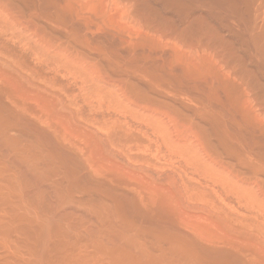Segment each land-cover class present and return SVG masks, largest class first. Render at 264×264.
<instances>
[{
  "label": "bare ground",
  "instance_id": "obj_1",
  "mask_svg": "<svg viewBox=\"0 0 264 264\" xmlns=\"http://www.w3.org/2000/svg\"><path fill=\"white\" fill-rule=\"evenodd\" d=\"M0 9V264H264V212L255 213L261 217L258 219L251 205V210L245 211H251V216L246 213V218L245 206L239 211L234 204L229 208L233 215L222 207L225 203L220 206L226 197L217 198V204L216 198L215 203L209 200L213 196L206 190L202 189L205 196L199 186L186 184L185 193L180 195L197 207L196 211L199 208L209 214L214 228L170 213L164 208L166 197L151 187L143 189L136 181L126 180L129 172L123 171L124 162L148 166L151 157L147 155L148 160L145 155L130 153V145L140 148L145 143V137L140 136L144 139L140 140L135 134L142 132L141 127V131L138 125L135 128L126 115L121 119L102 112L110 100L114 101L108 95H112L110 87V93H106L104 83L101 87L100 83L84 82L89 94L95 91L98 95V107L82 105L84 102L78 105V100L75 104L71 98L75 88L71 91L69 83L63 84L67 79L64 77L62 83L56 74L62 69V73H72L74 82L88 80L67 53L75 60L81 58L83 67L102 71L103 79L106 75L112 82L126 85L132 94L145 99V104L146 100L160 103V108L166 107L171 115L177 111L185 117L190 127L195 125L198 131L190 128L192 136L195 141L202 137L203 145L214 154L211 157L216 156L213 164L219 160L244 179L254 177L264 183V0H0ZM13 9L16 19L8 18ZM8 19L19 20L20 25L11 21L12 26L16 24L14 30ZM24 25L33 27L34 35L43 43L54 38L59 41L60 46H56L64 49L62 52L67 53L61 55L69 59L54 55L55 40L50 45L54 54L50 55V49L34 43L36 37L31 32L34 39L22 36L24 29L16 26ZM28 27L25 32L30 31ZM11 34L19 39L13 44L24 43L15 44L22 49L10 43L14 37ZM39 34L47 36L42 39ZM46 37L52 39L46 41ZM45 66L48 69L43 71ZM51 71L56 77L49 74ZM70 80L66 82L72 83ZM118 106L121 112L123 108ZM153 120L148 124L157 121L152 124ZM155 124H146L145 134L154 128L157 131L149 133L158 135ZM198 133L201 137L197 140ZM153 136L151 140L146 137L149 146ZM160 137L165 139L162 133ZM192 145H188L192 151L188 146L171 148L178 153L187 149L190 155L194 153ZM175 151L171 157L177 155ZM182 154L180 160L191 157ZM171 159L166 161L169 165L173 164ZM198 159V163H204ZM108 161L112 165L105 166ZM153 162L150 164L155 167L159 164ZM187 162L183 163L185 169L180 170L182 164L177 168L178 173L188 172ZM206 165L203 169L208 172L217 169ZM170 166L165 168L173 171ZM157 172L154 174L160 177ZM201 172L198 177L206 175ZM166 173L162 175L166 177ZM182 174L185 176V172ZM254 201L256 205L259 202ZM234 207L245 218L236 216Z\"/></svg>",
  "mask_w": 264,
  "mask_h": 264
},
{
  "label": "rangeland",
  "instance_id": "obj_2",
  "mask_svg": "<svg viewBox=\"0 0 264 264\" xmlns=\"http://www.w3.org/2000/svg\"><path fill=\"white\" fill-rule=\"evenodd\" d=\"M1 10V9H0ZM12 12H16V10L14 11V9H13V11H11V14L12 15H10L11 17H8V18H14V17H12V16H15L16 14H14V13H12ZM18 12V11H17ZM0 13H1V11H0ZM3 15V14H2ZM5 15H6V13H5ZM9 16V15H8ZM0 17H2V16H0ZM17 17V16H16ZM14 19H16V18H14ZM12 21V20H11ZM11 21H10V19H8V22L7 23H9L8 25H9V27L10 26H12V24H11ZM13 22V21H12ZM19 20H14V22L13 23H17L18 25H20L19 23ZM11 24V25H10ZM16 25V24H15ZM15 25L13 24V26L11 27V28H15ZM21 25H23V24H21ZM16 27H19V30L22 28V36L24 35V36H26V34H27V36H29V37H25L26 39L27 38H30V37H32L31 39H34V36L36 37L35 38V40H34V43H38L39 42V44H41V45H39L38 44V46H41V48L43 49V47L48 51L49 49L51 50L50 52L48 51V53H50V55H53L54 54V51H55V48L54 47H57L56 49V53L54 54V55H56L57 54V56L58 55H61V53L63 54V55H65V52L63 53L62 51H64V49L63 50H61V47H59L58 48V46H60V45H58V43H59V41H58V43H57V40L54 38V39H52L51 37V39H52V42L51 41H49L48 39H50V38H48V37H46L45 38V40L47 41L48 40V42H50V44L48 43V42H44V43H48L49 44V46H47L46 44H44L43 42H42V40L41 41H39L40 40V38L38 39L37 38V36L36 35H34V34H37L35 31H34V29H33V27H28V26H26V25H24L23 27H20V26H16ZM25 27V28H24ZM28 27V29L30 30V31H26L25 32V30H26V28ZM13 28V29H14ZM31 28H32V30H31ZM12 29V30H13ZM18 29V28H17ZM12 30H10V32L12 31ZM15 30V29H14ZM13 30V31H14ZM15 32V31H14ZM17 32H19V31H17ZM34 35V36H32L31 35V33ZM24 33V34H23ZM10 34V33H9ZM18 34H20V33H18ZM40 34H42V33H40ZM39 34V37H41V36H43L44 35V37L45 36H47V35H45V34H43V35H40ZM12 35H14V37L13 38H15V37H17L18 35H16V34H11V36ZM10 36V35H9ZM10 39L9 41H11L10 43H12L13 44V42H15V41H19V39L18 38H15V39ZM42 39H44L43 37H41ZM38 39V40H37ZM53 40H55V44H54V42H53ZM38 41V42H37ZM27 42H32L33 43V41H28L27 40ZM19 44L18 46H21L22 44H23V46H24V43H22L21 41L20 42H16L15 44ZM56 43H57V45L58 46H56ZM15 44H13L14 46H15ZM51 44H54L55 46H53V48H54V51L52 50V46H50ZM60 44V43H59ZM32 45V44H31ZM37 45V44H36ZM43 45H46V46H43ZM15 47H17V45L15 46ZM49 47H51V48H49ZM17 48H21V47H17ZM24 49L23 50H27V48L25 49V47H23ZM22 49V48H21ZM30 49V48H29ZM59 50H61V51H59ZM53 51V53H51ZM57 52H59V54L57 53ZM29 54H30V52H28ZM45 53H46V51H45ZM67 53V52H66ZM69 56V58H71V59H69V58H67V56H63V55H61V56H63L64 58H67V59H69V60H72L73 61V63L75 62V63H77V65H75V66H78V69H81L80 71H82L83 72V74L84 75H86V79H88V80H86V81H84L83 79L82 80H75L76 82H74V80H72V73L70 74V73H68V72H65L64 71V73H68V75L66 76V74H64V73H62L61 72V70L60 69H57L56 70V74H58L57 76H59V79H61V81L63 80V79H67V80H64L65 82L63 83V81H62V83L63 84H65V86H69V88H71V91H73L74 90V88H75V90H74V92H72L71 93V95L73 94V96H71V98H72V100H73V102H75L76 100H78V101H76L77 102V104L79 105H81L83 102V104L82 105H86V104H88V105H92V106H94L95 105V107L97 106V104H95L96 102H97V100L95 99V97L97 98V96L94 94V92L95 91H92L93 93H90L91 94V96H89L90 94L88 93V92H90V91H87V89H84L85 88V86L84 85H86V83L89 85V83L90 84H92V85H94L95 84V82L96 83H98V84H96V85H98V86H100V84H101V87H102V83H104V85H103V87L102 88H104V90L106 91V93H112V95L111 94H108V95H110L111 97H113L114 99H112V100H114V101H109L108 103H110V104H108V105H105L106 107L105 108H103L104 110H102V112L103 113H108V114H112V115H116L117 117L119 116V118H120V116H121V119L122 118H126L127 117V119H129L130 120V122L131 123H133V124H135V128H137V126L136 125H138V127L139 128H137V129H139L140 131H141V128H142V132H137V133H135L136 135H138L139 137L138 138H140V136L141 137H145V145H148L149 143L148 142H150V140H151V136H153L152 134H150L151 132H154V130L152 129V131L149 129H147L148 131H147V133L145 134V130H146V124L148 125V126H151V125H149L148 123H151V120L154 118V119H156V120H153V122H152V124L154 123V121H156L157 122V124H155V126H156V128H158L159 130H160V127H159V123H161L160 124V126H161V130H162V128H163V126H162V124L163 125H165V127L163 128V130H162V132H161V130L158 132L159 134L157 135L156 133L154 134V135H156L155 137L153 136L152 138V143H150V146L148 145V147L146 148V146L143 144V141L141 142V144H143V149H141L142 147H140V148H138V146H136L135 144H132L133 146H135V147H130L129 146V148L131 149V151H130V149L128 148L127 150H128V152L130 151V153L132 152V151H134V153L136 152V153H138L140 156L142 155V157H143V155H145L144 157H148L149 155H150V157H151V159L150 158H147L148 160L150 159V162L149 163H146V164H149V165H151L152 164V162L153 161H155V164H158L156 167H158V169H160L159 167H161L162 166V164L164 165V164H166L167 162L166 161H168L169 160V157H170V159H171V161L173 160V166L171 165V163H170V165L172 166V170L173 171H171V169L170 170H167L166 168H167V166L169 167L170 165H169V163H167L166 164V166H162V167H164V168H161V170H162V173L163 174H165V171H167V173H168V175H170V177H165V175L163 176L162 175V173H161V170H158V169H155L156 167L155 166H153V165H151V169L149 168V165L148 166H145L144 165V163L143 162H137V163H135L134 164V162H133V165H132V162H131V164H130V162H124V167L122 166V169H123V171L128 175H126V180H129L128 182L129 183H131V181L132 182H137L138 184H140V186L142 187V186H144V187H142L143 189L145 188V189H149L150 187H151V189H154V191L155 192H158L161 196H163L164 198L166 197V199H167V201H166V199H165V204H164V208L165 209H167L170 213H174V214H176V215H179L180 217H182L183 219H185V220H187V221H194L193 223H199V224H203V225H208V226H212V224H210L211 223V219H210V215L209 214H207V213H205L204 211H202V210H200L199 208H198V210L196 211L195 209H197V207L195 208H193L192 206H193V204L191 203V202H189V201H187V200H185L186 198L185 197H183L182 198V193H185V192H183L184 191V186H187V185H195L196 187H197V189H199L198 188V186L201 188L200 190H202V189H204V190H206V194H209V196H213V199L211 198V199H209V200H211L212 202H214L215 203V201H216V199L217 198H220V199H225V197H226V200H225V202L224 201H222V204L220 203V202H218V200L220 201V199H217V204H219L220 203V206L221 205H223L224 203V205L222 206V207H224L227 211H229L230 213H232L233 215H234V213L233 212H231L230 210H229V208L230 207H233V205L236 207V204H238L237 206H239L237 209L239 210V211H241L240 209L242 208H244V206H245V210L243 211V213L245 212V211H248V210H251V205H253L252 206V212L254 211V210H256V211H254L252 214H253V216H255V217H258V219L259 218H261L260 216H257L255 213H257L258 214V212H260V213H262V212H264V206L262 207L263 209H262V211H261V207H260V205H262L263 203H264V201H263V198H264V183H262V181L260 182V181H258L257 179V181L256 180H254L255 178L254 177H250V184H249V180L247 179V178H243L242 177V175H240L239 173H238V175H240V176H238L236 173H237V170H233L232 171V169L230 168V167H228V165L227 164H225V163H223V162H221V161H219V160H216L218 163L217 164H220V165H217L216 163L215 164H213L215 161L213 160V159H215L216 158V156H215V158H213L214 157V154H211L212 152L211 151H209L208 150V148L205 146V144L203 145V139H202V137H201V135L198 133V137H197V140H198V138H200L201 137V139L200 140H198V141H195L194 140V137L192 136V133H193V131H191V129L190 128H192V130H194V129H196L195 127V125L194 126H192V124H191V126L192 127H190V125H188L187 123H185V122H188L189 123V121H186L185 120V117H184V119H183V116H181L177 111H176V113L178 114L177 116H176V113L175 112H173L174 114H170V113H168L167 111H166V107L164 108V106H162L161 108H160V106H161V104L160 103H157V102H149L148 100H146V104H145V99H144V101H143V98H141L140 96H138V95H136L134 92H133V94H132V92H130L131 90H130V88L129 89H127V88H125V87H127L126 85H125V87H124V84H122L123 85V87L122 86H120L121 84L119 83V81H117V80H114V81H117V84L119 83V85H117L115 82H112L109 78H106V75H105V77H104V79H103V76H104V73L101 71H96V69L95 70H93L92 68H89V67H86V66H84V67H86V68H84L83 67V64H84V62H83V60L81 59V58H78V59H74V57L72 56V57H70L71 55L69 54V53H67ZM66 54V55H67ZM30 55H32V54H30ZM31 59H33L34 60V57L32 56V58ZM75 60V61H74ZM35 61V60H34ZM71 61V62H72ZM33 62V61H32ZM33 63H36V61L35 62H33ZM74 63V64H75ZM86 64V63H85ZM88 66V65H87ZM81 67V68H80ZM91 67V66H90ZM45 68H46V66L43 68V71L45 70ZM89 68V69H88ZM46 69H48V68H46ZM50 69V68H49ZM85 69V70H84ZM90 69H92V70H90ZM88 70H90L89 71V73H87V71ZM46 72H47V70H46ZM45 72V73H46ZM52 72V71H51ZM49 73V74H54V76L56 75L55 74V72L53 73ZM95 73H96V75H95ZM101 74L102 75V77H99L100 75H98V74ZM69 74H70V76H69ZM62 76V77H61ZM89 76H91V77H89ZM56 77V76H55ZM65 77V78H64ZM67 77H70L71 78V80L73 81L72 83H70V82H66V81H68V80H70V78H67ZM73 77H75V76H73ZM81 78H82V76H80ZM80 77H78V79H81ZM93 77H94V79H93ZM75 78H77V77H75ZM74 78V79H75ZM90 78H92L91 80H90ZM108 80V82H107V80ZM57 80H59L58 78H56ZM98 79V80H97ZM99 79H101V80H105L104 82L103 81H101V80H99ZM70 80V81H71ZM60 81V80H59ZM60 81V82H61ZM82 81H83V83H82ZM88 81V82H87ZM90 81H92V82H90ZM100 81V82H99ZM110 81V82H109ZM84 82H86V83H84ZM112 82V83H111ZM66 83H69V84H67L66 85ZM81 85H80V84ZM100 83V84H99ZM72 84V85H71ZM73 84H75V86L73 85ZM77 84H78V86H80V87H82L81 89H80V87L78 88V86H77ZM112 84H114V85H112ZM88 85L86 86V88L88 87ZM95 85V86H96ZM107 85V86H106ZM71 86V87H70ZM112 86H113V88H112ZM74 87V88H73ZM84 87V88H83ZM109 87H110V90H109ZM76 88H77V90H76ZM113 90H112V89ZM83 89V90H82ZM88 89H89V87H88ZM115 89V90H114ZM78 90H80L79 91V93H78ZM110 92H109V91ZM113 92H112V91ZM116 90H117V92H116ZM130 90V91H129ZM75 91H76V93H75ZM82 91V92H81ZM87 91V92H86ZM126 91H128V92H126ZM125 92V93H124ZM78 93V94H77ZM82 93V94H81ZM86 93H88L89 95L87 96V94ZM131 93V94H130ZM77 94V96H75ZM80 94V95H79ZM85 94V95H84ZM93 94L95 95L94 96V98H92V96H93ZM123 96H122V95ZM115 95V96H114ZM135 95V96H134ZM85 96V97H84ZM138 96V97H137ZM115 97H116V99H115ZM134 97V98H133ZM92 98V99H91ZM136 98V99H135ZM94 99V100H93ZM127 99V100H126ZM132 99V100H131ZM135 99V100H134ZM139 99V100H138ZM140 99H142V100H140ZM75 100V101H74ZM93 100V101H92ZM116 100V101H115ZM129 100V101H128ZM81 101V102H80ZM124 101H125V103H124ZM128 101V102H127ZM76 102H75V104H76ZM115 102V103H114ZM117 102H118V104H117ZM142 102V103H141ZM147 102H149V103H147ZM120 103V104H119ZM131 103V104H130ZM142 104V105H140L139 106V104ZM153 103V104H152ZM156 103V104H155ZM116 104V105H115ZM114 105V106H113ZM117 105H119L118 107H121V108H123V109H121V112H120V110H118L119 108H117ZM130 105V106H129ZM136 105V106H135ZM138 105V106H137ZM144 105V106H143ZM147 105H148V107H147ZM107 106H108V109H107ZM110 106V107H109ZM132 106H135L134 108L132 107ZM98 107V106H97ZM96 107V108H97ZM148 109H147V108ZM112 108H113V111H112ZM115 108V109H114ZM117 108V109H116ZM137 108V109H136ZM153 108V109H152ZM106 109L107 110H109V111H106ZM136 109V110H135ZM139 109V110H138ZM161 109H163L162 111H161ZM118 112H117V111ZM133 110L135 111V112H133ZM105 111V112H104ZM115 111V112H114ZM126 111V112H125ZM144 111H146V112H144ZM165 111V112H164ZM172 111H173V109H172ZM175 111V110H174ZM159 112V113H158ZM169 112H171V110H169ZM119 113V114H118ZM132 113V114H131ZM146 113H147V116H146ZM141 114V115H140ZM157 114V115H156ZM163 114H164V116H163ZM168 116H167V115ZM124 115H126V117L124 116ZM130 115V116H129ZM122 116H124V117H122ZM162 117V118H161ZM165 119H164V118ZM171 117V118H170ZM172 117H173V119H172ZM179 117V118H178ZM134 118V122H133V119ZM142 120V121H144V122H142V121H140V119ZM143 118V119H142ZM145 118H149L150 120L149 121H147V119L145 120ZM163 119V120H162ZM177 119V120H176ZM171 120H173V121H171ZM176 120V121H175ZM147 121V122H146ZM160 121V122H159ZM168 121V122H167ZM143 123V124H142ZM146 123V124H145ZM173 123V124H172ZM177 123V124H176ZM139 124H142L143 125V127H142V125H139ZM153 124V125H154ZM166 124H167V126H166ZM152 125V126H153ZM157 125H158V127H157ZM186 125H188L187 127H186ZM147 126V127H148ZM151 126V127H152ZM141 127V128H140ZM151 127H148V128H151ZM167 127V128H166ZM175 127V128H174ZM181 127H183V128H181ZM170 128V129H169ZM180 128V129H179ZM137 129H134V131L133 132H135ZM145 129V130H144ZM169 129V130H168ZM172 129V130H171ZM173 129H175L176 130V132H175V130H173ZM190 129V130H189ZM138 130V131H139ZM144 130V131H143ZM164 130H168V131H164ZM187 132H186V131ZM197 130V129H196ZM155 131H157V129L155 130ZM163 131H164V133H163ZM169 131H170V133H169ZM172 131V132H171ZM190 131H191V133H190ZM195 131V130H194ZM198 131V130H197ZM150 132V133H149ZM179 132V133H178ZM196 132V131H195ZM161 133L163 134V137L165 138V133H166V138H168V140L170 141V142H172V144L170 145V142L168 141V140H166L167 142H165V141H163V140H165V139H163V138H161L160 137V135H161ZM173 133V134H172ZM186 133V134H185ZM197 133V132H196ZM148 134V135H147ZM171 134V135H170ZM181 134V135H180ZM183 134H184V136H183ZM143 135V136H142ZM149 137V141L148 140H146L147 138V136ZM149 135H151V136H149ZM186 135V136H185ZM195 135V134H194ZM159 136V137H158ZM173 136V137H172ZM192 136V137H191ZM200 136V137H199ZM174 137H176V138H174ZM189 137V138H188ZM157 138H159V140L157 139ZM185 138V139H184ZM193 138V139H192ZM156 139L158 140L157 142H159L158 144L156 143ZM175 139V140H174ZM195 139H196V136H195ZM140 140H144V139H142V138H140ZM155 140V141H154ZM179 140V141H178ZM188 140H189V142H188ZM174 141V142H173ZM186 141H187V143H186ZM191 141V142H190ZM193 141V142H192ZM200 141H202V142H200ZM153 142H155V143H153ZM163 142H165V143H163ZM178 142V144H176ZM180 142V143H179ZM182 142V143H181ZM184 142V143H183ZM198 142H200L201 143V145L202 146H199V144L200 143H198ZM148 143V144H147ZM162 143V145H160ZM167 143H169V145L170 146H168V144ZM173 143L175 144V145H173ZM140 144V145H141ZM183 144V145H182ZM187 144V145H186ZM193 144V145H192ZM152 145V146H151ZM164 145H165V147H164ZM176 145H179V148L181 147L182 149H185V147L187 148V146L189 145V146H191L192 145V149H194V153H196V154H194V153H190V155H191V157H190V155H188V153L187 152H190V151H192L191 150V147H189V149L188 150H190V151H187V149L184 151V150H180L179 149V151H181V153H178V152H176L175 150H173L174 148H175V146ZM185 145V146H184ZM145 146V147H144ZM156 146V147H155ZM161 146H162V148H161ZM195 146V147H194ZM203 146H205L206 148L204 149L203 148ZM153 147V148H152ZM168 147V148H167ZM169 147L171 148V147H174V148H171L172 150H173V152L175 151L176 153H177V155H174L173 154V156L174 157H171L172 156V154L171 153H173L172 151H171V149H170V151H168L169 150ZM178 146H176V148H177ZM184 147V148H183ZM137 149L138 148V151L137 150H134V149ZM145 148L147 149V150H145ZM149 148L150 149H152L151 151H148L149 150ZM166 148V149H165ZM133 149V150H132ZM140 149V150H139ZM157 149V150H156ZM161 149V150H160ZM162 149H164V150H162ZM168 149V150H167ZM202 151H200V150ZM207 149V150H206ZM158 151V152H157ZM160 151H164V153H162V152H160ZM168 152H170V155H169V153H168V156H166L167 155V153ZM177 151H178V149H177ZM182 151H184V153H186V155H188L190 158L189 159H187L185 156V158H186V160H184V157L183 158H181V160H180V158L179 157H181L180 156V154H182ZM197 151V152H196ZM210 152V154L209 153H207V152ZM127 152V151H126ZM143 152V153H142ZM133 153V154H134ZM135 153V154H136ZM147 153V154H146ZM151 153V154H150ZM153 153V154H152ZM165 153H166V155H165ZM183 153V154H184ZM134 154V155H135ZM154 154L156 155V156H154ZM162 154L163 155H165L166 157H164V158H161L162 157ZM178 154H179V156H178ZM182 154V155H183ZM205 154V155H204ZM209 154V155H208ZM137 155V154H136ZM138 155V156H139ZM148 155V156H147ZM152 155V156H151ZM185 155V154H184ZM213 155V157H211ZM175 156H176V158H175ZM192 156H197V158H195V157H192ZM160 157V158H159ZM167 157H168V159H167ZM198 157L201 159L202 158V160L204 161V163H205V165L207 164V165H209V168L211 167V165H214L215 167L214 168H217V169H215V171L214 170H212V168H210V170L212 171V172H208L207 170H205V169H203V167H205V165H204V163L202 162V161H200V163H201V165L199 166V164L200 163H198L197 161L199 160L198 159ZM206 157V158H205ZM175 158V159H174ZM178 158V159H177ZM192 158V159H191ZM195 158V159H194ZM210 158H212V159H210ZM164 159V160H163ZM166 159V160H165ZM182 159H183V161H182ZM194 159V160H193ZM197 159V160H196ZM153 160V161H152ZM165 161V162H163V161ZM206 160V161H205ZM182 161V162H181ZM188 161V162H187ZM190 161H193V164H191V162ZM207 161H208V163H207ZM169 162H170V160H169ZM178 162V163H177ZM180 162V163H179ZM187 162V164L188 163H190V164H188V166L186 165V164H184V166L186 167L187 166V168L186 169H188L189 168V170L191 169V171L189 172V170H187L188 172L186 173V171L184 170V172H185V176H184V174H182V173H184V172H181V173H178V171L180 172V170L181 169H183L184 167H183V163H186ZM194 162H196V163H194ZM220 162V163H219ZM102 163H104V162H102ZM126 163V164H125ZM151 163V164H150ZM154 163V162H153ZM161 163V164H160ZM175 163H177V164H175ZM210 163V164H209ZM106 164V165H105ZM108 164V165H107ZM110 164L112 165V163L110 162V161H108V162H105L104 163V165L105 166H110ZM129 164V165H128ZM138 164V165H137ZM154 164V165H155ZM180 166H179V165ZM181 164H182V168H180L181 167ZM196 164H198V165H196ZM128 165V166H127ZM161 165V166H160ZM177 165L179 166V167H177ZM191 165V167H189ZM193 165H195V167L193 166ZM204 165V166H203ZM206 165V166H207ZM216 165H217V167H216ZM125 166H127V167H125ZM170 166V167H171ZM197 166V167H196ZM199 166V167H198ZM140 167V168H139ZM166 167V168H165ZM194 167V168H193ZM125 168V169H124ZM154 168V169H153ZM180 168V170H178V169ZM194 170H193V169ZM196 168L198 169V171L197 172H199V170H200V172L202 171V169L204 170V171H202V172H205V173H202L201 172V174H206V175H203L202 177L201 176H199L198 177V175H200V172L199 173H197L195 176H194V174H192V173H196V172H194V171H196ZM200 168V169H199ZM202 168V169H201ZM208 168V167H207ZM213 168V169H214ZM218 168H219V170H218ZM230 168V169H229ZM121 169V170H122ZM135 171H134V170ZM165 171H164V170ZM185 169V168H184ZM120 170V171H121ZM175 170V171H174ZM193 170V171H192ZM131 171V172H130ZM133 171V172H132ZM146 171H150L149 173L148 172H146ZM159 172L160 173V177L158 176V174L156 175V174H154L155 172ZM183 171V170H182ZM224 173H223V172ZM230 171V172H229ZM143 174H142V173ZM157 172V173H158ZM214 172V174H208V173H213ZM220 172V173H219ZM229 172V173H228ZM239 172V171H238ZM121 173H123L122 171H121ZM166 173V174H167ZM175 173V176H173L172 174H174ZM176 173H177V175H176ZM223 173V174H222ZM132 174V175H131ZM154 174V175H153ZM178 174L181 176V174H182V177H181V179H185V181L184 180H182V181H184L185 183L183 184V182L182 181H178L179 179H176V178H178L179 176H178ZM187 174V175H186ZM188 174H191L190 176H191V178H189L190 176L188 175ZM228 174V175H227ZM229 174H232V175H229ZM233 174H236V175H234L233 176ZM97 175V174H96ZM136 175V176H135ZM161 175H162V177H161ZM125 176V175H124ZM142 176V177H141ZM144 176V177H143ZM147 176V177H146ZM152 176H154V177H152ZM178 176V177H177ZM183 176H184V178H183ZM199 178V179H197V177ZM229 176V177H228ZM232 176V177H231ZM235 176H238V177H235ZM128 177H130L129 179H127ZM135 178V180L134 179H132V178ZM138 177V178H137ZM163 177H165V178H163ZM171 177H174L175 178V180H174V178L172 179ZM188 178V180L186 179V178ZM158 178V179H157ZM166 178H171L172 179V181L170 180H168V179H166ZM205 178V179H204ZM236 178H240L239 180L238 179H236ZM132 179V180H131ZM180 179V180H181ZM189 179H191V180H189ZM193 179H195V180H193ZM197 179V180H196ZM235 179V180H234ZM242 179V180H241ZM151 180V181H150ZM162 180V181H161ZM193 180V181H192ZM245 180H247V181H245ZM144 181V182H143ZM196 181V182H195ZM197 181H199V182H197ZM206 181V182H205ZM209 183H208V182ZM213 181V182H212ZM235 181V182H234ZM241 181H243L242 183H241ZM252 181V182H251ZM171 184H170V183ZM177 182H179V183H177ZM182 182V183H181ZM195 182V183H194ZM231 182H232V185H231ZM238 182V183H237ZM255 182V183H254ZM159 183H160V185H159ZM177 183V184H176ZM200 183V184H199ZM214 184V185H211V184ZM216 183V184H215ZM235 183V184H234ZM261 183H262V185H261ZM169 184V185H168ZM179 184V185H178ZM187 184V185H186ZM206 184V185H205ZM218 184H220V185H218ZM229 184H230V187H232V188H229ZM237 184V185H236ZM164 185V186H163ZM178 185V186H177ZM183 185V186H182ZM155 187V188H153V187ZM190 186V187H191ZM192 186V187H193ZM208 186H209V188H208ZM252 186V187H251ZM261 186H263L262 188H261ZM163 187V188H162ZM165 187V188H164ZM181 187L183 188V189H181ZM189 187V188H190ZM207 187V188H206ZM220 187H222V188H220ZM167 188V189H166ZM216 188V189H215ZM218 188V189H217ZM230 189V190H229ZM169 190V191H168ZM137 191V190H136ZM138 191H140V189L138 190ZM137 191V192H138ZM182 191V192H181ZM216 191V192H215ZM220 191H222V192H220ZM224 191V192H223ZM251 191V192H250ZM144 192V191H143ZM169 192V193H168ZM171 192V193H170ZM202 192L204 193V195L206 196V194H205V191H203L202 190ZM209 192V193H208ZM212 192V193H211ZM229 192V193H228ZM176 193V194H175ZM181 194V195H180ZM211 194V195H210ZM225 194V195H224ZM241 194H243V195H241ZM184 195V194H183ZM230 195V196H229ZM233 195H235V196H233ZM250 195V196H249ZM208 195H207V197H209ZM216 196V197H215ZM222 196V197H221ZM237 196H238V198H237ZM244 198H243V197ZM262 196V197H261ZM224 197V198H223ZM227 197L229 198V200H233V202H229V200H227ZM245 197H247L248 198V200H245V199H247V198H245ZM261 197V198H260ZM185 198V199H184ZM216 198V199H215ZM241 198V199H240ZM244 200H243V199ZM260 198V199H259ZM171 199H174V200H171ZM184 199V200H183ZM240 199V200H239ZM254 200H257V201H259V202H257L258 204L256 205V204H254L256 201H254ZM169 201V202H168ZM187 201V202H186ZM248 201V202H247ZM252 201V202H251ZM183 202V203H182ZM235 202V203H234ZM249 202H250V204H249ZM260 202H261V204H260ZM176 203V204H175ZM228 203V204H227ZM249 204V206L247 205H244V204ZM253 203V204H252ZM241 204H243V205H241ZM168 205H170V206H168ZM172 205V206H171ZM175 205V206H174ZM187 205H188V207H187ZM189 205H191V206H189ZM229 205V206H228ZM254 205H255V208H254ZM264 205V204H263ZM240 206H242L241 208H240ZM228 207V208H227ZM234 207V209H235V211L237 210L236 208ZM248 207V208H247ZM259 207V208H258ZM183 208V209H182ZM187 209V210H186ZM233 209V210H234ZM247 209V210H246ZM260 211H259V210ZM189 210V211H188ZM232 210V209H231ZM238 210L235 212V215L236 216H238L237 214H240L241 215V213L242 212H239V213H237L238 212ZM196 211V212H195ZM202 212H204V213H202ZM250 213H248V212H245L244 213V215H246V213H248V214H250V215H248V218H249V216H251V211H249ZM199 215H198V214ZM237 213V214H236ZM259 213V214H260ZM196 214V215H195ZM205 214H207V216L205 215ZM258 214V215H259ZM239 215V216H240ZM244 215H241V218H245V216ZM247 215H246V218H247ZM263 214H261V216H262ZM206 216V217H205ZM243 216V217H242ZM252 216V217H253ZM251 217V218H252ZM255 217H253L254 219H256ZM263 218H264V215L262 216ZM194 218H196V219H194ZM240 218V217H239ZM260 220H263V219H260ZM191 222V223H192ZM210 224V225H209ZM212 228H214V226H212ZM215 230V229H214ZM216 231H218V230H216ZM219 232V231H218ZM220 233V232H219ZM245 246H247V244H244Z\"/></svg>",
  "mask_w": 264,
  "mask_h": 264
}]
</instances>
